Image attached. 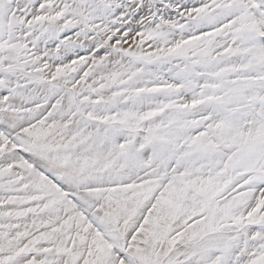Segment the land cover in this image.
<instances>
[{"label": "snow or ice", "instance_id": "obj_1", "mask_svg": "<svg viewBox=\"0 0 264 264\" xmlns=\"http://www.w3.org/2000/svg\"><path fill=\"white\" fill-rule=\"evenodd\" d=\"M0 264H264V0H0Z\"/></svg>", "mask_w": 264, "mask_h": 264}]
</instances>
